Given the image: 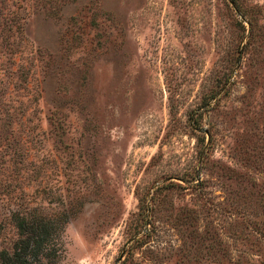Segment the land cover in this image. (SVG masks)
<instances>
[{"label":"rangeland","instance_id":"374dc122","mask_svg":"<svg viewBox=\"0 0 264 264\" xmlns=\"http://www.w3.org/2000/svg\"><path fill=\"white\" fill-rule=\"evenodd\" d=\"M2 1L0 245L28 185L63 264H264V0Z\"/></svg>","mask_w":264,"mask_h":264},{"label":"trees","instance_id":"16d2710c","mask_svg":"<svg viewBox=\"0 0 264 264\" xmlns=\"http://www.w3.org/2000/svg\"><path fill=\"white\" fill-rule=\"evenodd\" d=\"M2 2L0 0V9ZM6 18L8 15L0 11V49L1 40L11 36V33H4ZM17 123L10 122V129L16 127ZM23 136L20 139L22 142L24 139L32 140L29 133ZM27 140L24 147H28ZM5 146L11 149V142L7 141ZM10 149L7 151L8 161L17 157ZM29 149L25 148L18 154L21 160L32 156ZM27 171L24 169V172ZM30 193L28 185L20 193L7 192L5 221L11 226L12 235L0 245V264H63L64 247L59 231L68 219L65 208L48 206L45 209L43 204L31 202Z\"/></svg>","mask_w":264,"mask_h":264}]
</instances>
